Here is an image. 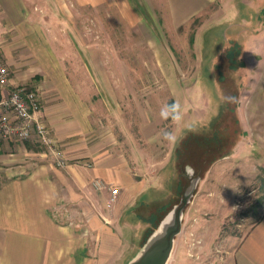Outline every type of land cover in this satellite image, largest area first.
I'll use <instances>...</instances> for the list:
<instances>
[{
    "label": "rangeland",
    "instance_id": "374dc122",
    "mask_svg": "<svg viewBox=\"0 0 264 264\" xmlns=\"http://www.w3.org/2000/svg\"><path fill=\"white\" fill-rule=\"evenodd\" d=\"M220 5L216 0L179 21L169 13L168 0H0V59L12 84L38 94V115L51 137L48 145L0 137V184L24 164L88 166L86 158L62 153H103L114 144L112 137L120 150L131 146L167 153L171 142L162 138V131L174 132L178 122L161 119L159 112L172 100L177 79L168 76L174 73H179V89L184 92L193 81L187 73L199 71L197 86L208 97L209 110L204 113L208 119L220 110L206 76L209 70L215 72L224 100L219 148L230 150L241 133L233 110L242 88L239 75L248 68L240 59L237 29L224 22H207L200 28ZM263 9L254 21L262 26ZM242 13L248 15L246 9ZM204 108L199 106L197 113ZM196 124L191 120L181 132ZM247 142L255 158L239 154L223 158L205 175L193 169L201 179L184 208L176 257L168 264L178 259L183 264H232L231 250L264 208V126L255 127ZM171 173L169 166L161 176L167 179ZM178 177L173 193L170 180L144 192L146 199L172 195L168 204L152 208L155 221L150 228L182 197L190 179Z\"/></svg>",
    "mask_w": 264,
    "mask_h": 264
},
{
    "label": "crops",
    "instance_id": "0c3cea01",
    "mask_svg": "<svg viewBox=\"0 0 264 264\" xmlns=\"http://www.w3.org/2000/svg\"><path fill=\"white\" fill-rule=\"evenodd\" d=\"M214 1L168 0L169 13L181 21ZM220 2V9L212 11L215 18L206 20L200 28L207 22H224L237 29L236 39L242 45L240 59L248 68L239 75L242 88L233 110L241 133L232 148H219L218 122L224 100L215 72L209 70L206 76L215 88L220 110L208 119L204 114L209 107L208 97L197 86L199 71L187 73L193 81L184 92L179 89V73H174L168 76L177 79L172 84L170 103L178 101L185 111L183 119L175 122L176 139L167 153H150L131 146L130 151L126 147L120 150L115 145L116 137H112V148L103 153H62L86 158L88 166L24 164L0 184V264H122L141 245L155 221L152 208L168 204L172 197L146 199L142 197L146 190L170 180L173 193L181 180L178 174L186 177L187 167L205 175L223 158L238 154L255 158L247 139L255 133V127L264 126V21L263 26L254 22L264 8V0ZM242 9H246L247 16ZM199 106H205L203 113H197ZM191 120L197 123L192 127L195 130L181 132V126ZM202 146L201 153H193ZM169 166L172 173L163 178L162 171ZM107 184L118 188L115 198ZM175 244L170 260L176 257ZM230 256L232 264H264V211ZM175 264L183 262L178 259Z\"/></svg>",
    "mask_w": 264,
    "mask_h": 264
},
{
    "label": "built area",
    "instance_id": "2783aa9c",
    "mask_svg": "<svg viewBox=\"0 0 264 264\" xmlns=\"http://www.w3.org/2000/svg\"><path fill=\"white\" fill-rule=\"evenodd\" d=\"M40 99L36 91L12 84L8 67L0 59V137L18 141L51 142L49 128L39 117ZM59 155L58 151H53ZM61 164V162H59ZM112 198L118 188H111Z\"/></svg>",
    "mask_w": 264,
    "mask_h": 264
},
{
    "label": "water",
    "instance_id": "95a60500",
    "mask_svg": "<svg viewBox=\"0 0 264 264\" xmlns=\"http://www.w3.org/2000/svg\"><path fill=\"white\" fill-rule=\"evenodd\" d=\"M189 184L183 191L178 203L169 208L145 236L135 254L126 264H168L175 239L182 228L184 208L190 203L200 176H194V170L187 167Z\"/></svg>",
    "mask_w": 264,
    "mask_h": 264
},
{
    "label": "clouds",
    "instance_id": "9594fccd",
    "mask_svg": "<svg viewBox=\"0 0 264 264\" xmlns=\"http://www.w3.org/2000/svg\"><path fill=\"white\" fill-rule=\"evenodd\" d=\"M159 115L161 119L172 120L173 122H178L183 119V111L180 103L178 101L173 103H165L161 106ZM190 131H194L191 125L188 126ZM162 138L167 142H174L176 137L173 131L163 130Z\"/></svg>",
    "mask_w": 264,
    "mask_h": 264
},
{
    "label": "trees",
    "instance_id": "16d2710c",
    "mask_svg": "<svg viewBox=\"0 0 264 264\" xmlns=\"http://www.w3.org/2000/svg\"><path fill=\"white\" fill-rule=\"evenodd\" d=\"M263 11H264V9H263ZM256 206H253L252 207V210H255L256 208H255ZM263 211H264V208H263ZM263 211H262V213H263ZM262 215V214H261ZM261 217V216H260ZM260 217L256 220V221H258L259 219H260ZM160 218H161V216H160ZM156 224V223H155ZM150 229L151 228H149L147 231H146V234H145V236L147 235V233H149V231H150ZM145 236H144V238H145ZM144 238H143V240H144Z\"/></svg>",
    "mask_w": 264,
    "mask_h": 264
}]
</instances>
